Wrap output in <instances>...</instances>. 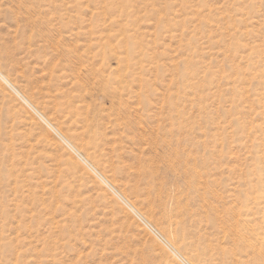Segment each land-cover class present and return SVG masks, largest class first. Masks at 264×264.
Segmentation results:
<instances>
[{
  "label": "rangeland",
  "instance_id": "374dc122",
  "mask_svg": "<svg viewBox=\"0 0 264 264\" xmlns=\"http://www.w3.org/2000/svg\"><path fill=\"white\" fill-rule=\"evenodd\" d=\"M0 71L146 221L0 81V264H251L264 0H0Z\"/></svg>",
  "mask_w": 264,
  "mask_h": 264
},
{
  "label": "bare ground",
  "instance_id": "6f19581e",
  "mask_svg": "<svg viewBox=\"0 0 264 264\" xmlns=\"http://www.w3.org/2000/svg\"><path fill=\"white\" fill-rule=\"evenodd\" d=\"M50 40V39H49ZM52 43V42H51ZM53 44V43H52ZM57 45V43H56ZM58 48V47H57ZM128 54V53H127ZM130 55V54H129ZM71 61V60H70ZM69 70V69H68ZM0 81L7 87L9 88L14 94L15 96L27 107L29 108L32 113H34L37 118L40 119V121L43 122V124H45L51 131V129L53 131H55V135L65 144V146L72 151V153L79 158V160L81 162H83V164L88 165L89 169L92 171V173L99 179V181L105 186L107 187L123 204L126 208H128V210H130L132 212V214H134V216H137L140 220L145 221V219L141 216V214L138 213V211L130 204V202H128L114 187L113 185H111V183L105 178L103 177L90 163L89 161L84 158L80 152L77 151V149L72 145V143L68 140V138L63 135L61 132H58L56 129H54V127L51 125L50 122L47 121V119H45V117L32 105V103L22 94L20 93L13 85L12 83L8 80V78L0 71ZM2 89V88H1ZM4 91V90H3ZM115 118V117H114ZM118 118V117H117ZM2 129L0 128V133H1ZM46 131V130H45ZM140 131V130H139ZM52 132V131H51ZM48 133V132H46ZM73 138H75L73 136ZM72 139V138H71ZM147 139V138H146ZM152 142V141H151ZM6 151H9L12 155V157L14 158L15 161H18L16 159H18L19 157L21 159H23L24 165L31 166L30 169H32L35 173H37L38 175H41L42 170L40 168H32V163H29V153H26V155L24 154L23 151H21L20 147H17L16 145H14L13 142H10L9 145L6 148ZM61 162L63 164V166L65 167V171L72 175V176H76L79 173L78 167L76 165L73 164V162H71L68 159H64V157L61 155L60 156ZM17 164L19 165V162H17ZM105 176V175H104ZM197 185V184H196ZM58 185H55L53 188V192L55 193V195L57 197L62 198L64 193H63V188L62 189H57ZM68 190V189H67ZM67 197V199H69V203L71 204V206L74 208H78L80 202L72 200L69 198V195L65 196ZM187 207V206H186ZM210 207V206H209ZM86 216V215H85ZM84 216V217H85ZM79 220V219H78ZM223 219L220 218V221L218 220V227L221 228L222 230H226L225 233L228 231L229 232V241L234 245L235 249L239 252V258H252L249 262L251 264H264V252L260 247H264V241L260 238H258V236L255 234V238L256 240L259 239V248H257V246H255V243L253 242L254 240L251 238L247 239V237L245 235H243L242 233H240L239 230H237L236 228L234 229V227L229 231V229L227 228L226 223H224L222 221ZM142 221V222H143ZM206 221L208 224H212L214 223L213 219L211 217H207ZM146 223V221H145ZM230 223V222H229ZM146 225V224H145ZM237 225V224H236ZM248 226L249 223L248 222H238V227H244L245 230H248ZM148 227V226H147ZM151 229V228H150ZM234 229V230H233ZM154 230V229H153ZM154 233H156V231H154ZM158 234V233H157ZM159 235V234H158ZM252 236V235H251ZM253 236V237H254ZM175 237V236H174ZM249 238V237H248ZM255 240V242H256ZM179 242V241H178ZM169 250L170 252L173 254V256L181 263V264H191L188 263L185 258L183 256H181L173 247H171L168 244ZM254 247H256L257 249H255ZM233 251V250H232ZM234 252V251H233ZM237 255V254H236ZM260 258H263L262 260ZM198 259V258H197ZM235 260H237L238 263H240V260H238L237 258H235ZM200 262V261H198ZM236 262V261H235ZM133 264V263H131ZM194 264V263H193Z\"/></svg>",
  "mask_w": 264,
  "mask_h": 264
}]
</instances>
